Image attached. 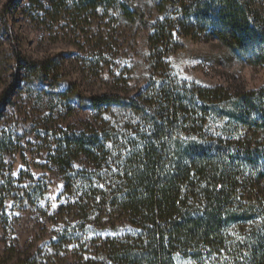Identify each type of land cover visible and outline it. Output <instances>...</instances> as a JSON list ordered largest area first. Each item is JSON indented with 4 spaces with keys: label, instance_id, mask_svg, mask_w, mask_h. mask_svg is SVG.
Masks as SVG:
<instances>
[{
    "label": "trees",
    "instance_id": "1",
    "mask_svg": "<svg viewBox=\"0 0 264 264\" xmlns=\"http://www.w3.org/2000/svg\"><path fill=\"white\" fill-rule=\"evenodd\" d=\"M20 1L8 0L3 16ZM69 1L60 5L80 16L142 23L149 72L131 95L87 94L61 79L60 55L35 62L16 52L0 121L21 71L57 112L91 113L78 127L59 128L49 154L64 196L51 245L76 264H176L177 256L264 264V86L232 91L181 81L167 60L181 39L204 38L264 66V0ZM101 59L99 52L93 62ZM14 137L0 127V166ZM13 188L11 175L0 173V208Z\"/></svg>",
    "mask_w": 264,
    "mask_h": 264
},
{
    "label": "rangeland",
    "instance_id": "2",
    "mask_svg": "<svg viewBox=\"0 0 264 264\" xmlns=\"http://www.w3.org/2000/svg\"><path fill=\"white\" fill-rule=\"evenodd\" d=\"M7 1L0 0V98L13 83L16 52L35 62L60 55L61 79L76 83L87 94L131 95L144 84L149 72L148 31L142 23L128 28L113 24L108 14L80 16L72 6H61L62 0H21L3 16ZM110 36L116 43L108 40ZM99 52L102 61L95 64ZM167 60L171 74L181 81L232 91L264 86V66L239 60L216 40L181 39ZM24 76L22 71L18 74L20 87L8 95L10 103L0 121V127L15 133L5 165L0 166L1 174L11 175L14 187L13 196L0 208V264H76L70 253L51 245L62 223L55 213L64 196L62 175L49 154L59 128L78 127L91 113L57 112L58 105L25 84ZM42 187L46 193L40 199ZM175 262L209 264L182 256Z\"/></svg>",
    "mask_w": 264,
    "mask_h": 264
}]
</instances>
